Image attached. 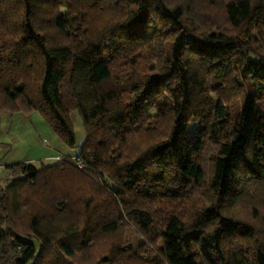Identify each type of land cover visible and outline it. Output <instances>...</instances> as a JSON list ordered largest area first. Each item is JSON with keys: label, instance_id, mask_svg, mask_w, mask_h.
Wrapping results in <instances>:
<instances>
[{"label": "trees", "instance_id": "1", "mask_svg": "<svg viewBox=\"0 0 264 264\" xmlns=\"http://www.w3.org/2000/svg\"><path fill=\"white\" fill-rule=\"evenodd\" d=\"M2 111L85 138L2 166L0 264H264V0H0Z\"/></svg>", "mask_w": 264, "mask_h": 264}, {"label": "rangeland", "instance_id": "2", "mask_svg": "<svg viewBox=\"0 0 264 264\" xmlns=\"http://www.w3.org/2000/svg\"><path fill=\"white\" fill-rule=\"evenodd\" d=\"M70 118L75 136V147L73 149L67 148L61 143L38 112L26 115L21 112L12 114L9 111H2L0 113V143L8 145V147L1 148L0 162L15 163L25 159L37 161L39 160L37 157L42 151H47L48 154L53 155L59 153V156L75 157L84 141L85 131L81 118L76 111L71 112ZM54 143L60 144L62 150H59V148L53 150L52 145ZM138 240L137 232H135L132 225L128 222V226L125 228V242L132 246V250H139L136 248ZM171 240V237L161 239L158 245L164 250L175 253L178 251V248L176 243H173ZM146 247L150 252L153 251L151 247ZM145 256L144 253L142 257L144 258ZM135 260L140 261L136 258Z\"/></svg>", "mask_w": 264, "mask_h": 264}, {"label": "crops", "instance_id": "3", "mask_svg": "<svg viewBox=\"0 0 264 264\" xmlns=\"http://www.w3.org/2000/svg\"><path fill=\"white\" fill-rule=\"evenodd\" d=\"M12 114H13V113H12ZM10 118H11V117H10ZM52 148H53V150H56V148H59V150H62L60 144H58V143H54V145H52ZM0 152H1V151H0ZM77 152H78V151H77ZM61 156H64V155H61ZM76 156H77V153L75 154V157H76ZM56 157H60V156H59V153L53 155V154H48L47 151H45V152L42 151V153H41L37 158H39L40 161H50L51 159L56 158ZM72 158H74V157H72ZM39 160H37V161H39ZM23 161H27V162H36V161H34L33 159H25V160H23ZM7 163H9V162H6V163H2V162H0V169L2 168V166H3L4 164H7Z\"/></svg>", "mask_w": 264, "mask_h": 264}, {"label": "built area", "instance_id": "4", "mask_svg": "<svg viewBox=\"0 0 264 264\" xmlns=\"http://www.w3.org/2000/svg\"><path fill=\"white\" fill-rule=\"evenodd\" d=\"M56 158H57V159H61L62 156H60V157H56ZM73 159H74L75 164H76L78 167H82V163H81V161L79 160V158H78L77 156L74 157Z\"/></svg>", "mask_w": 264, "mask_h": 264}]
</instances>
